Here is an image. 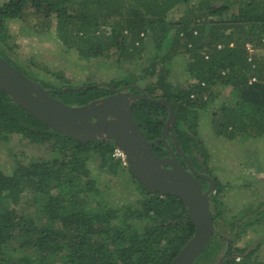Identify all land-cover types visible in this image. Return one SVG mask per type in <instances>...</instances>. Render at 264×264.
Returning a JSON list of instances; mask_svg holds the SVG:
<instances>
[{"label":"trees","instance_id":"1","mask_svg":"<svg viewBox=\"0 0 264 264\" xmlns=\"http://www.w3.org/2000/svg\"><path fill=\"white\" fill-rule=\"evenodd\" d=\"M213 1L199 0L197 17L183 14L168 19L165 11L180 5L191 9L195 3L154 0L159 8L153 13L156 17L145 19L134 14L127 17L119 32L113 30L109 37H96L92 30L106 20L95 22L96 17L90 18L80 11L82 8L74 9L78 20L70 17L72 0H2L0 40L5 37L8 24L13 20L22 21L29 9L38 17L58 20V36L66 45L77 36L80 42L88 44L87 53L84 52L88 56H101L103 49L116 44L114 62L117 64L127 56L125 51L131 48L129 56L134 58L146 50L148 41L153 40L155 54L141 73L126 67L108 85L138 84L149 96L168 100L174 107V133L180 148L198 171L211 176L206 166L208 154L197 134V112L214 102L222 89L230 90L228 101L234 99V104L229 106L225 101L216 111L213 128L217 134L229 139L239 134L264 136V59L255 56L249 60L246 48L247 43L256 47L262 45L264 0ZM131 10L136 7L131 6ZM0 54L67 104L83 105L111 92L106 84L58 85L31 73L9 57L1 45ZM175 55L185 57V70L193 78L186 86L170 81L168 66ZM157 57L164 65L159 66ZM216 85L223 88L214 91L212 88ZM168 113L166 105L145 99L133 104L134 118L147 139H158L152 144L158 155L168 153L160 139ZM13 135L47 145L58 155L19 162L12 173L0 166V264H170L193 236L195 224L185 202L175 195L148 191L128 166L140 189L141 195L136 202L113 206L100 201L93 205L88 196L96 198L105 191L100 180L91 175V159L98 158L100 169L106 168L108 175H117L123 163L112 156L115 143L102 139L83 143L56 131L0 90V140L7 141ZM167 141L175 147L173 138L167 137ZM212 178L215 187L210 195V208L214 232L193 264H251L254 250L235 247L233 241L246 228L261 223L264 205L251 212L248 219L244 216L227 218L217 197L224 185ZM202 183L204 189L209 187L206 179ZM27 187L38 193L36 197L42 198L38 215H43V221H35L17 209ZM17 236L20 242L14 245Z\"/></svg>","mask_w":264,"mask_h":264},{"label":"rangeland","instance_id":"2","mask_svg":"<svg viewBox=\"0 0 264 264\" xmlns=\"http://www.w3.org/2000/svg\"><path fill=\"white\" fill-rule=\"evenodd\" d=\"M82 1L85 3L84 6L81 5ZM198 1L191 0L190 5L195 3L191 9L189 6L180 5L170 9L169 12L165 11L164 14L168 19L177 18L183 14L188 17H194V15L197 17L200 14L196 5ZM213 2L220 3L222 0ZM71 5L69 16L76 20L78 19L75 17L77 16L75 8H82L80 11L86 12L90 18L96 17L95 22L101 23L106 20L92 30V35L96 37L101 35L109 37L113 30L119 32L127 21V17H132L134 14L147 19L156 17L153 13L159 11L154 0H72ZM131 6L136 7V10L132 11ZM57 22L56 19L38 17L29 9L22 21L13 20L8 24L0 45L9 57L31 70V73L34 72L58 85L64 83L108 85L119 76L118 72L126 67L138 74L141 73L143 67L150 63V58L155 54L156 44L150 40L146 50L134 58L129 56L131 48L128 52L125 51L124 54L127 56L121 59L120 64L114 62L117 54L116 44L103 49L101 56H88L86 54L88 44L80 42L77 36H73L67 45L64 43L58 36ZM113 26L116 29H113ZM255 53L257 57L263 58L261 50ZM156 62H159V66L164 65L160 57H157ZM185 65V57L183 59L177 55L173 57L168 69L170 81L174 84L186 86L193 79L188 71L186 72ZM155 79L156 76L151 78L152 81ZM222 88L216 85L212 89L215 91ZM229 91L222 89V93L214 102L199 109L197 134L208 154L206 166L211 171V177H215L224 185L223 192L217 196L220 202L219 207L223 209L227 218L237 219L244 216L248 219L251 212H255L264 205V136H240L239 134L236 138L229 139L217 134L213 128L214 115L216 111H219L221 104L228 101L231 96ZM207 96L206 94L204 97ZM233 104L234 99L228 101L229 106ZM169 144L171 145L170 142ZM55 155L58 153L51 151L47 145L35 144L19 135H13L7 141L0 140V166L7 173H12L19 162L50 159ZM127 166L123 164L119 167L117 175L110 176L106 173V168L100 169L98 158L91 159V175L100 180L101 188L105 191L103 195L96 198L88 196L93 205L100 201L108 202L113 206L136 202L141 195L140 189ZM37 195L38 193L32 188L27 187L17 209L28 217L34 218L35 221H43V215H38L42 198L36 197ZM19 242L20 237L17 236L13 243L17 245ZM233 244L235 247L254 250L251 264H264V217L259 225L246 228L238 234ZM26 252L30 253L28 249Z\"/></svg>","mask_w":264,"mask_h":264},{"label":"water","instance_id":"3","mask_svg":"<svg viewBox=\"0 0 264 264\" xmlns=\"http://www.w3.org/2000/svg\"><path fill=\"white\" fill-rule=\"evenodd\" d=\"M126 88L130 89L109 86L113 94L83 105H70L52 96L50 90L30 79L0 54V90L5 91L21 108L50 128L83 143L112 140L126 153L129 169L148 191L175 195L185 202L195 224V232L170 264H193L214 232L210 195L214 192L215 183L210 175L198 171L180 148L174 133L173 105L166 99L149 96L138 84ZM131 89H137L138 93ZM137 99L168 107V117L160 138L168 150L167 156L160 157L154 152L152 144L158 139L148 140L135 120L133 104ZM167 137L174 139V149ZM179 156L186 165L179 161ZM201 178L209 181L207 189L203 188Z\"/></svg>","mask_w":264,"mask_h":264},{"label":"built area","instance_id":"4","mask_svg":"<svg viewBox=\"0 0 264 264\" xmlns=\"http://www.w3.org/2000/svg\"><path fill=\"white\" fill-rule=\"evenodd\" d=\"M246 48H247V51L249 53V56H248V59L249 60H252L253 58H255L256 55V51H260L262 52V55H263V59H264V39L262 40V45L260 46H255L254 44L252 43H247L246 44ZM260 48V49H259ZM259 49V50H258ZM260 58V57H259ZM255 78H253L252 80H254ZM194 96V95H192ZM112 156L115 158V159H118L120 160L123 164H127V157H126V153L118 146H116L113 150V153H112ZM237 259H240V257H237Z\"/></svg>","mask_w":264,"mask_h":264},{"label":"flooded vegetation","instance_id":"5","mask_svg":"<svg viewBox=\"0 0 264 264\" xmlns=\"http://www.w3.org/2000/svg\"><path fill=\"white\" fill-rule=\"evenodd\" d=\"M129 86H131V85H129ZM113 87V86H112ZM126 87H128V86H120V87H115L114 86V88L115 89H118V88H122V89H124V90H126V89H130V88H126ZM111 92L108 94V95H110V94H113L114 93V91H112V90H110ZM131 91L132 92H134V93H138V92H136L135 91V89H131ZM138 91V90H137ZM105 96H107V95H105ZM102 97H104V96H102ZM138 100V99H137ZM166 122V121H165ZM171 126V125H170ZM169 126V127H170ZM168 130H170L169 128H168ZM171 131V130H170ZM170 142V141H169ZM168 142V143H169ZM171 143V142H170ZM165 145V144H164ZM170 145V144H169ZM171 148L173 149L174 148V145L171 143ZM165 148H166V145H165ZM167 149V148H166ZM168 151V150H167ZM158 155V154H157ZM168 155V153L167 154H164V155H158V156H160V157H165V156H167ZM179 158V157H178ZM179 161L182 163V164H184V165H186L185 164V161H182L180 158H179ZM201 172V171H200ZM202 173H204V172H202ZM206 174V173H205ZM208 175V174H207ZM204 179V178H203ZM202 178H201V181L203 180ZM207 180V179H206ZM203 184V183H202Z\"/></svg>","mask_w":264,"mask_h":264}]
</instances>
